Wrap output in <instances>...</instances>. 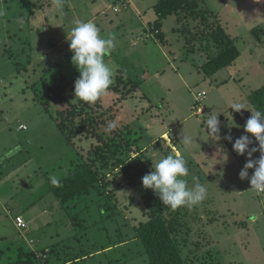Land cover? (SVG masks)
<instances>
[{
  "label": "rangeland",
  "instance_id": "1",
  "mask_svg": "<svg viewBox=\"0 0 264 264\" xmlns=\"http://www.w3.org/2000/svg\"><path fill=\"white\" fill-rule=\"evenodd\" d=\"M157 1L0 0V264H7L6 258L15 255L18 247L39 253L52 248L62 254L67 239L76 235L68 211L50 192V177H65L76 151L57 129L54 119L33 101L31 92L23 93L28 74L20 73L15 65L20 62L28 67L26 61L31 52L28 71L38 77L44 69L55 70L66 56L72 59L68 36L76 21L94 23L101 36L115 37V48L105 57L114 68L113 84L119 70L141 82L136 92L119 104L117 121L131 124L137 145L149 149L147 154L152 160L148 170L152 171L165 156L151 142L166 139L162 134L168 132L178 146L174 148L168 139L170 143H163L162 147L170 146L173 154L186 159L189 175L184 179L188 186L202 184L207 189L203 201L214 200L208 213L217 215L219 220L206 229L215 242L210 249L222 264H264V194L251 189L254 169L248 170V178H239L248 156L233 150L235 140L242 135H249L253 141L250 148H258L255 138L244 131V125L251 116L247 95L264 85V0L202 1V7L216 13L227 32L237 38L241 52L233 66L213 77L205 76L201 70L207 53L198 48L192 53L186 48V36L177 30L182 27L183 31L184 23L180 27L176 16L164 21L168 44L155 38L149 24L156 19L153 6ZM255 27L260 28L261 34L251 33ZM9 49L13 56L6 54ZM200 92L207 97L197 104ZM116 95L118 92L109 89L102 96L104 103L112 105ZM233 102L246 109L236 112L230 108ZM200 106L203 114L197 112ZM212 111L220 122L219 138L215 139L206 129L207 115ZM183 134L194 138L187 149L182 145ZM229 135L231 141L226 138ZM90 143L92 140L83 141L82 146ZM259 157L257 151L251 158ZM111 180L114 187L125 185L116 190L118 211L122 213L118 222L122 225L123 216L143 219L145 207L140 204L139 192L126 185L123 175ZM95 198L70 209L74 215L77 210L88 208L80 218L89 213L93 216L85 224L88 229L79 235L80 243L72 240L75 247L94 250L99 248L96 244L111 240L114 245L118 236V224L101 221L107 215L100 204L104 200L98 202ZM99 205L103 208L102 217ZM17 216L24 219L27 228L17 227ZM95 221L98 225L89 229ZM243 223L246 228L238 226ZM141 251V243L130 240L122 248L117 245L94 253L88 264H110L117 259H121V264H148L146 257L139 254Z\"/></svg>",
  "mask_w": 264,
  "mask_h": 264
},
{
  "label": "trees",
  "instance_id": "2",
  "mask_svg": "<svg viewBox=\"0 0 264 264\" xmlns=\"http://www.w3.org/2000/svg\"><path fill=\"white\" fill-rule=\"evenodd\" d=\"M202 1L158 0L153 6L156 19L149 24V27L155 38L165 44L164 21L170 16H176L180 27L184 23L183 31L182 27L177 30L185 34L186 48L192 53L196 52L197 48L207 53V59L202 63L201 70L205 76L213 77L225 68L233 66L241 56V52L236 43L237 38L227 32L216 13L202 7ZM251 33L254 36L261 34L260 28H253ZM259 41L261 42L262 39ZM5 52L13 56L12 49ZM27 58L29 67L32 64L31 52ZM68 61L72 59L66 56L65 61L58 63L55 70L44 69L38 77L37 75L33 77L34 72L28 71V67L24 64L15 62L20 73L25 71L28 74L23 93L31 92L33 101L41 106L42 112L54 119L57 129L76 151V158L71 162L67 175L59 179V187L50 184V192L58 203L60 202L61 208L68 211L71 224L76 228V235L68 239L80 243L79 235L88 229L85 224L92 221L93 217L89 213L85 218H80V214L88 208L80 211L75 209L77 212L74 215H71L70 209L94 196L98 198V202L104 200L100 204L107 215L103 219V208L99 205L101 221L118 224L116 228L118 236L115 238L114 245L112 240L109 243L96 244L99 248L94 249L93 253L87 249L75 247L76 245L70 248L65 246L66 248L63 249L67 252L66 254H63V251L61 254L60 251L52 248L39 253L27 247H18L14 251L15 255H9L6 258L7 264H80L81 259L93 257L94 253L130 240L141 243L143 251L139 254L146 257L148 264H222L218 255L210 249L215 242L211 233L206 230L210 224L214 225L219 220L217 215L208 213L210 204L214 205V200L207 198L192 208L181 207L173 210L163 205L153 190L143 188L142 177L151 172L148 170L152 160L147 154L149 149L140 148L137 145L138 139L132 136L131 124L117 121L119 104L131 97L140 87L141 82L124 75L119 70L120 75L116 77L115 84L110 87L115 93L118 92V95L113 96L115 99L112 100V105L105 104L103 97L95 103L88 104L75 98L74 84L79 77V72L73 63L68 66ZM247 99L250 110L264 112V85L251 91ZM196 103L198 104L197 101ZM111 122L116 123V128L109 132L107 128ZM169 139L176 148L177 140L170 136ZM89 140H92V143L83 147V141ZM163 143H167L164 138L151 142L154 149L160 150L165 156H175L170 146L165 149L162 147ZM121 175L126 179V185L134 187L139 192L141 195L139 201L142 202L140 204H144L145 207L143 219L138 221L123 216L122 225L118 222L121 221L119 216L122 213L118 211L116 190L125 185L119 183L117 187H114L111 180L113 177L118 179ZM259 193L264 194V192ZM130 200L129 206H132L135 198ZM134 221H138L137 225ZM98 223L95 221L94 224H90L89 229L95 228ZM238 226L247 227L246 223ZM58 248L60 249V246ZM0 253L3 256L2 251ZM113 263L121 264L122 261L117 259L115 262H110V264Z\"/></svg>",
  "mask_w": 264,
  "mask_h": 264
},
{
  "label": "clouds",
  "instance_id": "3",
  "mask_svg": "<svg viewBox=\"0 0 264 264\" xmlns=\"http://www.w3.org/2000/svg\"><path fill=\"white\" fill-rule=\"evenodd\" d=\"M70 50L73 53L72 63L79 72V77L74 84V95L79 100L92 104L104 96L114 83V68L110 66L105 57L110 56L115 48V37L111 34L107 38L101 36L100 29L91 22L76 21L68 36ZM236 112L246 109L242 104L233 102L230 106ZM251 117L244 125V131L251 134L258 142V148L249 146L252 140L249 135H242L233 144V150L238 155L247 153L248 161L239 173V178H248V170L254 169L250 178L251 189L256 192H264V112L250 110ZM203 113V112H202ZM206 121V129L213 139L219 138L218 114L212 111ZM116 128V123L108 124L109 132ZM231 141L232 137H226ZM165 139V138H164ZM168 142V139H165ZM194 138L183 134L182 145L189 148ZM259 151L260 157L253 160V153ZM189 175L186 159L179 153L167 155L158 160L154 169L142 177L145 189H151L159 196L163 205L175 210L181 207L192 208L201 203L207 195V189L200 183L193 187L188 186L185 177ZM53 186H60V180L56 176L50 177ZM19 228V227H18Z\"/></svg>",
  "mask_w": 264,
  "mask_h": 264
},
{
  "label": "crops",
  "instance_id": "4",
  "mask_svg": "<svg viewBox=\"0 0 264 264\" xmlns=\"http://www.w3.org/2000/svg\"><path fill=\"white\" fill-rule=\"evenodd\" d=\"M98 27V26H97ZM175 30V29H174ZM149 34H147V31H146V36H148ZM166 44H168V41L166 40ZM203 111H204V108H203ZM201 114V113H200ZM203 114V113H202ZM20 128H22V129H24V128H26L25 126H23V125H20ZM162 136L163 137H166L167 139H169V136H168V132H164L163 134H162ZM34 242V241H33ZM135 242V241H134ZM127 243V242H126ZM136 243V242H135ZM125 243H123V244H121V245H119L120 246V248H122V246L124 245ZM65 246H69V248L71 247V246H73V244H72V239H68L67 240V244L65 245ZM65 246H63V248L65 249L66 247ZM81 246V245H80ZM78 247V248H83V246H81V247ZM63 249V254H66L67 252L65 251ZM68 250V249H67ZM88 250V249H87ZM68 251H70V250H68ZM89 252H91V253H93L94 252V250L93 249H90L89 250ZM141 253V252H140ZM94 255V254H93ZM144 256V255H143ZM145 257V256H144ZM91 258H93V257H88V258H85V259H81L80 260V264H88V261L91 259ZM84 261V262H83ZM111 263H112V261H111ZM69 264H71V263H69Z\"/></svg>",
  "mask_w": 264,
  "mask_h": 264
},
{
  "label": "built area",
  "instance_id": "5",
  "mask_svg": "<svg viewBox=\"0 0 264 264\" xmlns=\"http://www.w3.org/2000/svg\"><path fill=\"white\" fill-rule=\"evenodd\" d=\"M116 9H115V11H116ZM206 97H207V94H205V92H200L199 94H197L196 101L198 102V104H201L206 99ZM197 112L199 114L202 113L203 112V106H200L198 108V111ZM15 221H16L17 227H19L21 229L27 228V224L24 222V220H23L22 217H17Z\"/></svg>",
  "mask_w": 264,
  "mask_h": 264
}]
</instances>
